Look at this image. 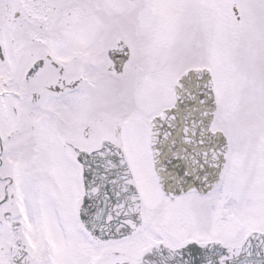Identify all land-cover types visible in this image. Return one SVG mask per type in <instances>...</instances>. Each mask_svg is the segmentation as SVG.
Returning <instances> with one entry per match:
<instances>
[{
  "label": "snow or ice",
  "instance_id": "snow-or-ice-1",
  "mask_svg": "<svg viewBox=\"0 0 264 264\" xmlns=\"http://www.w3.org/2000/svg\"><path fill=\"white\" fill-rule=\"evenodd\" d=\"M0 264H264V0H0Z\"/></svg>",
  "mask_w": 264,
  "mask_h": 264
}]
</instances>
